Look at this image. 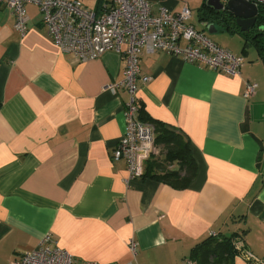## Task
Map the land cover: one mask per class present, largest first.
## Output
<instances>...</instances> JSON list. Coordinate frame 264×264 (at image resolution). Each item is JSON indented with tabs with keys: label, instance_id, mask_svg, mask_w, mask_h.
<instances>
[{
	"label": "crops",
	"instance_id": "obj_1",
	"mask_svg": "<svg viewBox=\"0 0 264 264\" xmlns=\"http://www.w3.org/2000/svg\"><path fill=\"white\" fill-rule=\"evenodd\" d=\"M150 1L173 12L184 4ZM25 10L20 35L0 6V264L46 234L74 264L197 263L192 249L212 232L239 235L255 257L237 253L233 264H264V60L256 49L215 23L208 37L244 57L236 76L163 51L140 58L151 79L137 80L139 110L184 135L196 163L187 186L175 188L128 178L124 160L112 159L128 95L108 86L122 78V55L78 60L54 44L37 6ZM248 81L257 88L246 98Z\"/></svg>",
	"mask_w": 264,
	"mask_h": 264
},
{
	"label": "built area",
	"instance_id": "obj_2",
	"mask_svg": "<svg viewBox=\"0 0 264 264\" xmlns=\"http://www.w3.org/2000/svg\"><path fill=\"white\" fill-rule=\"evenodd\" d=\"M228 0H220L225 4ZM264 8V0H246ZM38 7L42 22L54 44L61 52L78 60L100 56L108 50L122 55V78L110 88H123L128 98L125 102V130L112 150L113 160H124L128 178L144 174L145 163L161 152L154 142V127L139 118L137 80L147 82L150 75L140 73V58L145 52L163 51L185 62L194 63L230 76L239 74L244 57L212 41L202 30L189 21L191 9L184 3L173 12L158 4L154 8L150 0H109L101 2L99 9L88 7L80 0H0V6L11 10L13 27L20 35L27 28L28 15L25 4ZM257 83H245L243 96L255 93ZM212 232L210 235H215ZM248 262L255 257L244 246L242 238L234 241ZM128 247L135 254L136 242L129 240ZM73 255L59 246L50 234L44 235L38 244L11 259L9 264H74ZM81 264H97L83 260ZM182 264H197L184 258Z\"/></svg>",
	"mask_w": 264,
	"mask_h": 264
},
{
	"label": "trees",
	"instance_id": "obj_3",
	"mask_svg": "<svg viewBox=\"0 0 264 264\" xmlns=\"http://www.w3.org/2000/svg\"><path fill=\"white\" fill-rule=\"evenodd\" d=\"M102 1L97 0L96 10L99 9ZM198 11L199 21L217 23L225 30L238 33L243 40V46L254 47L259 57L264 60V8L262 6H258V14L253 27L245 31L239 29L230 12L216 11L205 1L201 3ZM139 118L153 125L154 142L160 146L163 154L161 158L152 157L147 161L144 175L168 183L175 188H185L195 176L197 169L187 138L164 123L149 118L141 108ZM173 162L179 164L178 170L167 168V165ZM238 237L240 236L235 234L209 235L193 247L192 257L198 264H233V257L238 253L234 241Z\"/></svg>",
	"mask_w": 264,
	"mask_h": 264
},
{
	"label": "water",
	"instance_id": "obj_4",
	"mask_svg": "<svg viewBox=\"0 0 264 264\" xmlns=\"http://www.w3.org/2000/svg\"><path fill=\"white\" fill-rule=\"evenodd\" d=\"M206 3L216 11L226 10L230 12L241 31L253 27L258 14V6L246 0H228L225 4L220 0H207ZM199 23L208 34L215 32L213 22L199 21Z\"/></svg>",
	"mask_w": 264,
	"mask_h": 264
},
{
	"label": "rangeland",
	"instance_id": "obj_5",
	"mask_svg": "<svg viewBox=\"0 0 264 264\" xmlns=\"http://www.w3.org/2000/svg\"><path fill=\"white\" fill-rule=\"evenodd\" d=\"M82 3L87 5L88 7L95 8L97 0H80ZM184 3H187L192 12V17L190 19V23L198 30H204L199 23V11L198 8L201 6L202 1L199 0H181ZM207 36H213V34H208L205 30L203 31Z\"/></svg>",
	"mask_w": 264,
	"mask_h": 264
}]
</instances>
